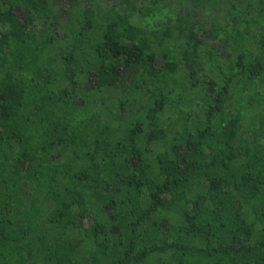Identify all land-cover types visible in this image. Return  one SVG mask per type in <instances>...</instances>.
Wrapping results in <instances>:
<instances>
[{
    "label": "trees",
    "instance_id": "trees-1",
    "mask_svg": "<svg viewBox=\"0 0 264 264\" xmlns=\"http://www.w3.org/2000/svg\"><path fill=\"white\" fill-rule=\"evenodd\" d=\"M0 264H264V0H0Z\"/></svg>",
    "mask_w": 264,
    "mask_h": 264
}]
</instances>
